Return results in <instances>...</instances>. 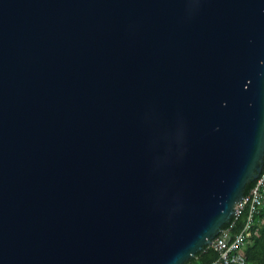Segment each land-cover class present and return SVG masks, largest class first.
Masks as SVG:
<instances>
[{
  "label": "water",
  "instance_id": "1",
  "mask_svg": "<svg viewBox=\"0 0 264 264\" xmlns=\"http://www.w3.org/2000/svg\"><path fill=\"white\" fill-rule=\"evenodd\" d=\"M264 163V0H0V264H186Z\"/></svg>",
  "mask_w": 264,
  "mask_h": 264
},
{
  "label": "built area",
  "instance_id": "2",
  "mask_svg": "<svg viewBox=\"0 0 264 264\" xmlns=\"http://www.w3.org/2000/svg\"><path fill=\"white\" fill-rule=\"evenodd\" d=\"M263 207L264 163L258 178L238 202L230 222L212 240L210 248L217 254V258L210 264H248L242 250L246 241L251 238L255 217ZM242 213H245L244 226L233 234L235 223Z\"/></svg>",
  "mask_w": 264,
  "mask_h": 264
},
{
  "label": "trees",
  "instance_id": "3",
  "mask_svg": "<svg viewBox=\"0 0 264 264\" xmlns=\"http://www.w3.org/2000/svg\"><path fill=\"white\" fill-rule=\"evenodd\" d=\"M253 182L246 186L245 193L252 187ZM245 222V213L235 223L233 234L239 232ZM248 264H264V207L259 210L255 217L254 226L251 230V238L246 241L242 250ZM217 254L210 247L204 248L191 258L186 264H210L216 260Z\"/></svg>",
  "mask_w": 264,
  "mask_h": 264
}]
</instances>
